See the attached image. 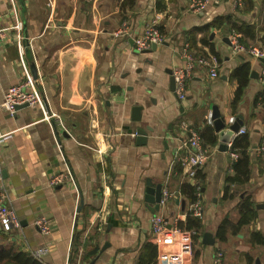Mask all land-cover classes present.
<instances>
[{
    "label": "crops",
    "instance_id": "1",
    "mask_svg": "<svg viewBox=\"0 0 264 264\" xmlns=\"http://www.w3.org/2000/svg\"><path fill=\"white\" fill-rule=\"evenodd\" d=\"M13 1L23 22L25 61L41 78L46 111L54 115L45 118L39 106L19 107L13 115L2 107L4 91L23 75L12 31H6L0 40V126L8 135L0 142V160L5 200L19 226L0 222V251L33 254L46 246L41 264L78 259L79 264H136L146 253L152 256L149 264H170L171 256L183 264H212L220 250L224 264H264V153L258 149L264 138V100L255 103L264 62L231 54L228 40L232 26H248L240 31L241 39L264 53V0L241 5L224 0L197 11L190 8L191 0ZM10 12V1L0 0L2 26L12 23ZM155 17L163 42L155 50L136 51L133 37ZM123 23L126 34L116 35ZM185 44L195 56L215 54L218 76L196 67L180 99L170 77L183 63ZM244 62L256 76L249 73L233 108L237 83L231 73ZM214 108L226 126L242 114L241 126L251 139L249 179L232 184L226 198L225 178L234 172L226 147L219 150ZM207 126L216 137L207 160L194 169L177 163L179 146ZM136 128L147 131L145 142L137 139ZM57 173L64 181L52 185ZM158 183L162 193L167 189L171 195L152 211L146 189ZM184 183L198 185L201 193L197 236L174 234L168 225L154 235V214L186 219L192 201L181 190ZM243 195L250 197L255 217L236 230L230 226L219 240L222 220L238 221ZM39 216L49 221L46 234L34 224Z\"/></svg>",
    "mask_w": 264,
    "mask_h": 264
},
{
    "label": "built area",
    "instance_id": "2",
    "mask_svg": "<svg viewBox=\"0 0 264 264\" xmlns=\"http://www.w3.org/2000/svg\"><path fill=\"white\" fill-rule=\"evenodd\" d=\"M10 1V15L12 18V23L10 26H2L0 20V40L5 37L6 31H12V38L15 42L17 52H18V61L22 70V78L16 84L10 85L3 94L2 107L9 114L13 115L17 106L22 104H27L26 106H39L42 110L45 118L48 119L50 115L48 114L41 96L38 83L41 82V78L37 76L34 77L30 72V69L24 58V41H23V22L19 18L16 7L13 0ZM224 0H191L190 8L194 11L201 10L208 4H216ZM235 5H241L243 0H231ZM159 17V15H158ZM127 24L123 23L122 27L115 32L118 34H126ZM241 35L235 29H230L228 32V40L231 48V54L238 55L241 53H246L251 57L260 58L264 56L263 51L257 45H248L246 46L240 40ZM164 40V34L158 27V22L156 17L154 20L147 22L140 34L133 37V45L136 51H142L143 49H148L152 44L160 45ZM181 56L183 63L181 66L175 67L172 70V76L175 82V93L178 98L183 99L185 97V84L188 78L191 76L193 70L200 66L207 68L209 75L212 78L218 76L217 67L218 61L215 55L209 56H195L193 55L188 47V44H185L181 50ZM262 92L264 93V76L262 77ZM260 96V98H262ZM235 118L233 117L230 121L233 122ZM246 131L245 126H240L235 132V135L244 133ZM8 134L3 132L0 126V142H2ZM227 155L230 160H235L238 157V153L231 149V140L226 144ZM258 149L264 153V138L262 143L259 145ZM99 152V150H98ZM209 156V148L205 146L201 136L198 133H192L186 141H184L175 153V161L180 165L189 166L194 169L201 166ZM69 177L71 175L68 171ZM64 181L63 174L57 173L51 176L50 183L52 185L60 184ZM3 175H2V166L0 160V222L7 224L10 227L19 226V218L16 214V211L6 202V194L3 190ZM162 202L166 200L171 194L167 189L163 190ZM197 198L191 202L187 209V214L201 219L203 216V206L201 203V193L200 190L197 191ZM178 218H173L171 221L164 215L157 213L151 217V231L154 235L160 233L167 225L171 226V230L174 234H182L184 230L178 225ZM34 224L36 227L43 233H48L50 229L49 221L44 216H39L35 219ZM191 234H197L194 229L190 230ZM48 248L46 246L37 248L33 253L34 256L40 257L41 255L47 252ZM75 264H79V259ZM170 264H183V261L177 259L176 257H170ZM212 264H224L223 263V254L220 250H216L213 254Z\"/></svg>",
    "mask_w": 264,
    "mask_h": 264
},
{
    "label": "trees",
    "instance_id": "3",
    "mask_svg": "<svg viewBox=\"0 0 264 264\" xmlns=\"http://www.w3.org/2000/svg\"><path fill=\"white\" fill-rule=\"evenodd\" d=\"M130 1V0H129ZM216 25V22L212 23ZM235 29L239 33L247 32L246 28L248 26H241L239 28L232 26L230 29ZM229 29V30H230ZM241 42L246 46L247 44L241 39ZM214 52V50H213ZM215 55V54H214ZM249 73H250V63L244 62L238 67H236L232 73L231 78L235 79L236 87L234 91V97L232 101V107L236 108L238 101L243 96L245 87L249 82ZM260 98V96H262ZM264 93L261 92L259 96L255 98V103L263 102ZM199 134L203 140L205 146H212L216 142V137L213 132V129L210 126L205 127L203 130L199 131ZM231 149L238 153V157L235 160H231V169L233 174L227 175L225 178V184L223 188V198L231 196V185L235 183L243 184L249 179L250 167H251V139L248 131L235 135L231 140ZM183 193H185L189 199L193 202L197 198V191L199 190L198 185H192L189 183H184L181 187ZM240 217L238 221L234 224L229 223L228 220L224 219L219 224L216 230V236L219 240H224L227 235V231L230 226L234 230L238 229L243 224L250 222L255 217V209L253 207L252 201L248 195H243L240 203L238 204ZM178 225L182 227V230L190 233L191 229H194L197 233L201 229V219L194 216L188 215L185 220H179ZM191 239H195L197 234H189ZM254 234L253 236H255ZM153 246V244H151ZM148 246V243L144 245ZM144 247V248H145ZM152 260V256L149 253L141 254L136 264H149ZM0 262L2 264H41L39 258L33 254H27L25 252L13 249H3L0 251Z\"/></svg>",
    "mask_w": 264,
    "mask_h": 264
},
{
    "label": "water",
    "instance_id": "4",
    "mask_svg": "<svg viewBox=\"0 0 264 264\" xmlns=\"http://www.w3.org/2000/svg\"><path fill=\"white\" fill-rule=\"evenodd\" d=\"M156 49V45L152 44L150 48L148 49H143V51H150V50H155ZM261 61L264 62V58L261 57L260 58ZM32 75L34 77H36V71L34 68H32ZM172 74V71H171ZM250 76H256V72L255 71H251L250 72ZM170 85H171V90L175 92V82L173 79V76L171 75L170 77ZM27 104H22L19 107H24ZM136 119H138V116L136 117ZM211 121H212V125L215 129V132L217 133V138L219 140V150H225V146L226 144L230 141V138L232 136V134L234 132H236L238 130V128L243 124V116L242 114H238L235 117V120L233 122H231L228 126H226L225 120L223 118V116H221L219 114V111H217L216 108L213 109L212 114H211ZM136 134H137V139L139 141H141L142 143L145 142V140H147V131L144 128H136ZM256 147V146H254ZM146 195H145V199L150 202L151 205H153V209L152 211L158 210L160 203H161V199H162V184L158 183L155 187H148L146 189ZM149 193V194H148ZM170 225H168L169 227ZM207 235V234H206ZM206 243H212L211 239H205L204 240Z\"/></svg>",
    "mask_w": 264,
    "mask_h": 264
}]
</instances>
